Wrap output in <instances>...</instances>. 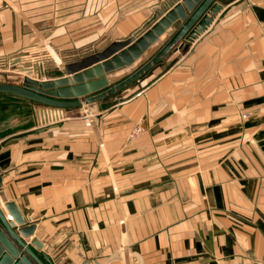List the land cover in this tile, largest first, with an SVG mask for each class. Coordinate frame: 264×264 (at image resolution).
I'll list each match as a JSON object with an SVG mask.
<instances>
[{
  "label": "crops",
  "instance_id": "1",
  "mask_svg": "<svg viewBox=\"0 0 264 264\" xmlns=\"http://www.w3.org/2000/svg\"><path fill=\"white\" fill-rule=\"evenodd\" d=\"M178 1L0 0V83L29 49L32 79H70ZM220 1L98 112L0 93V200L53 264H264V0Z\"/></svg>",
  "mask_w": 264,
  "mask_h": 264
},
{
  "label": "water",
  "instance_id": "2",
  "mask_svg": "<svg viewBox=\"0 0 264 264\" xmlns=\"http://www.w3.org/2000/svg\"><path fill=\"white\" fill-rule=\"evenodd\" d=\"M223 6L220 0H179L141 35L113 41L76 63L66 64L65 72L73 75L70 79L42 82L39 75L32 79L31 63L38 53L29 49L11 60L12 69L27 75L18 85L0 83V93L63 109L66 117L85 114L76 111L81 107L88 113L98 112L99 102L142 79L173 51L205 31ZM35 228V224H26L14 202L1 197L0 264H53L41 252V243L29 240Z\"/></svg>",
  "mask_w": 264,
  "mask_h": 264
},
{
  "label": "rangeland",
  "instance_id": "3",
  "mask_svg": "<svg viewBox=\"0 0 264 264\" xmlns=\"http://www.w3.org/2000/svg\"><path fill=\"white\" fill-rule=\"evenodd\" d=\"M11 66V65H10ZM4 73L6 74V79H4L5 82L2 83H11V84H16L18 85L19 82L22 80V77L24 75H26V73L21 72L19 70H13L11 69L9 66L5 67L4 69ZM24 74V75H22ZM9 75V77H8ZM2 80V79H1ZM5 95V94H4ZM11 95V94H10ZM244 115H248V114H244ZM243 115V116H244ZM248 117V116H247ZM244 118V117H243Z\"/></svg>",
  "mask_w": 264,
  "mask_h": 264
},
{
  "label": "built area",
  "instance_id": "4",
  "mask_svg": "<svg viewBox=\"0 0 264 264\" xmlns=\"http://www.w3.org/2000/svg\"><path fill=\"white\" fill-rule=\"evenodd\" d=\"M247 116H248V115H244L243 117H244V118H247ZM139 131H140V129H137L136 133L139 132Z\"/></svg>",
  "mask_w": 264,
  "mask_h": 264
}]
</instances>
